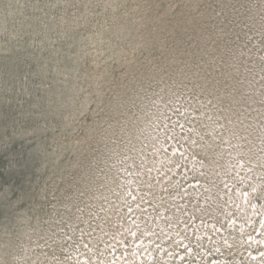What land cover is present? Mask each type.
<instances>
[{"label":"clouds","instance_id":"clouds-1","mask_svg":"<svg viewBox=\"0 0 264 264\" xmlns=\"http://www.w3.org/2000/svg\"><path fill=\"white\" fill-rule=\"evenodd\" d=\"M163 2L153 0V9L133 0L131 12L143 8V13L124 32L126 47L116 56L122 71L108 81L98 103L86 98L78 112L76 118L96 114L85 123L99 156L82 169L68 202L54 206L47 219H33L21 209L0 223V264H134L110 254L116 247L110 239L122 244L112 230L117 216L145 184L177 197L194 194L184 186L190 174L207 181L199 185L200 195L222 194L230 226L240 233L205 251L199 264H208L207 257L221 247L238 255L212 264H264V203L258 202L264 201V8L229 0V8L205 17L188 7L191 0L162 8ZM108 8L115 12L117 5L105 4ZM215 27L236 39L242 33L251 45L229 50L220 61L233 68L236 79L225 83L219 98L201 81L203 62L197 56L205 29ZM149 50L151 58L144 55Z\"/></svg>","mask_w":264,"mask_h":264},{"label":"rangeland","instance_id":"rangeland-1","mask_svg":"<svg viewBox=\"0 0 264 264\" xmlns=\"http://www.w3.org/2000/svg\"><path fill=\"white\" fill-rule=\"evenodd\" d=\"M174 2L164 0L161 7ZM108 3L117 10L105 11ZM136 5L155 8L153 0H136ZM248 5L264 8L259 0H248ZM134 6L133 0H0V223L21 209L33 219H47L54 206L68 202L82 169L99 156L85 123L96 114L76 117L85 99L98 103L108 81L122 71L116 56L126 47L124 32L143 13V8L132 13ZM230 6L229 0H191L188 5L205 17ZM151 18L150 12L146 19ZM243 44L251 47L242 33L236 39L226 28L205 29L197 56L203 62L199 77L209 93L219 98L225 83L236 79L233 68L227 63L221 67L220 61ZM201 183L207 181L190 174L184 186L194 194L183 197L147 184L137 189L117 216L119 224L112 226L122 244L110 239L116 244L110 254L134 264L149 256L151 264H199L205 251L239 238L222 194L200 195ZM252 254L261 259L255 249ZM235 255L234 248L221 247L207 261Z\"/></svg>","mask_w":264,"mask_h":264}]
</instances>
